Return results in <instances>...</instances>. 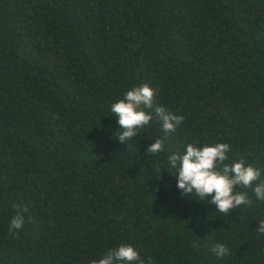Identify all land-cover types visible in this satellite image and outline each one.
Instances as JSON below:
<instances>
[{
    "label": "trees",
    "instance_id": "trees-1",
    "mask_svg": "<svg viewBox=\"0 0 264 264\" xmlns=\"http://www.w3.org/2000/svg\"><path fill=\"white\" fill-rule=\"evenodd\" d=\"M143 84L184 120L122 143L111 105ZM197 142L264 180V0H0V264H90L122 243L144 264H264L251 188L228 214L177 188L168 157ZM13 205L28 210L10 231Z\"/></svg>",
    "mask_w": 264,
    "mask_h": 264
},
{
    "label": "clouds",
    "instance_id": "clouds-1",
    "mask_svg": "<svg viewBox=\"0 0 264 264\" xmlns=\"http://www.w3.org/2000/svg\"><path fill=\"white\" fill-rule=\"evenodd\" d=\"M156 90L148 84L134 86L124 97L111 105V112L118 117L121 131L116 133L120 142L131 141L139 133V129L156 119L161 123L164 132H175L182 124L184 117L176 115L164 106L154 103ZM156 139L148 145L147 152L156 154L163 150L164 140ZM228 143H214L198 146L189 143L182 154L168 157V165L176 170L177 188L185 196L199 197L197 201H205L216 206L221 213H232L243 205H251L246 192L236 191L237 187L251 188L256 199L264 201V180L261 170L246 164L244 159L226 163L230 152ZM159 172V165H156ZM160 172V176H161ZM211 196L209 200L208 197ZM16 214L10 221L9 230L22 229L25 223L23 212L27 207L13 205ZM256 230L264 234V220L260 221ZM211 251L217 257L228 255V248L222 243L215 244ZM144 264L134 246L122 243L107 251L101 258L93 259L90 264Z\"/></svg>",
    "mask_w": 264,
    "mask_h": 264
}]
</instances>
